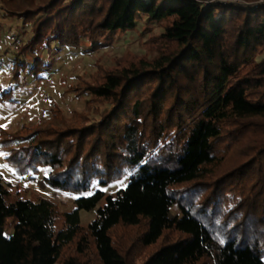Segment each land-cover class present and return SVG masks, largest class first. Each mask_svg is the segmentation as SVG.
I'll list each match as a JSON object with an SVG mask.
<instances>
[{
  "label": "trees",
  "instance_id": "16d2710c",
  "mask_svg": "<svg viewBox=\"0 0 264 264\" xmlns=\"http://www.w3.org/2000/svg\"><path fill=\"white\" fill-rule=\"evenodd\" d=\"M2 1L33 33L0 58L11 86L43 81L56 50L97 48L143 24L163 31L154 59L71 86L89 98L70 122L58 112L30 133L0 128L19 178L43 174L50 189L79 196L61 212L13 193L0 172V264H264L260 0ZM11 86H0V102L14 101ZM126 179L116 193L88 195ZM103 199L84 228L80 211Z\"/></svg>",
  "mask_w": 264,
  "mask_h": 264
},
{
  "label": "rangeland",
  "instance_id": "374dc122",
  "mask_svg": "<svg viewBox=\"0 0 264 264\" xmlns=\"http://www.w3.org/2000/svg\"><path fill=\"white\" fill-rule=\"evenodd\" d=\"M202 1L212 3L216 0ZM5 11V4L0 0V58L3 60H6L4 53L14 49L13 43L16 38L26 40L33 36L30 25L22 29V21L5 16ZM162 31L161 25L143 24L136 31L125 35L103 36L98 41L101 46L97 48L85 42L84 47L80 49L56 50L49 56L53 62V70L44 76L43 81L27 86H11V74L8 67L0 64V86L7 89L11 86L15 94L12 103L0 102V128L9 133L17 131L30 133L51 118L60 117L58 115L60 112L64 114L65 120L70 122L74 118V113L85 109L89 98L87 96L78 97L74 92H69L71 86H76L82 79L92 81V75L101 69H122L137 64L141 60L154 59L158 54L154 40ZM263 60L264 53L256 58L257 63ZM245 72L246 70L243 73ZM16 101L18 103H15ZM4 156L5 153L0 148V172L11 186L13 193L20 192L34 199L39 196L50 199L59 206L61 212H72L77 208L76 200L79 196L50 189L43 181V174L35 182L30 178H19L13 169L7 166ZM128 184L129 179L108 186L96 185L88 195L97 191L105 195L116 193L126 188ZM105 203L106 200L103 199L96 208L90 211H80V221L84 228L96 218L99 208ZM175 214L176 210L173 209L172 215ZM141 259L140 255L138 262Z\"/></svg>",
  "mask_w": 264,
  "mask_h": 264
},
{
  "label": "built area",
  "instance_id": "2783aa9c",
  "mask_svg": "<svg viewBox=\"0 0 264 264\" xmlns=\"http://www.w3.org/2000/svg\"><path fill=\"white\" fill-rule=\"evenodd\" d=\"M241 5H245L243 3H239ZM261 5H264V0H260L259 2L253 3L252 6H254L255 8H259Z\"/></svg>",
  "mask_w": 264,
  "mask_h": 264
},
{
  "label": "water",
  "instance_id": "95a60500",
  "mask_svg": "<svg viewBox=\"0 0 264 264\" xmlns=\"http://www.w3.org/2000/svg\"><path fill=\"white\" fill-rule=\"evenodd\" d=\"M219 1V0H218ZM221 2V1H220Z\"/></svg>",
  "mask_w": 264,
  "mask_h": 264
}]
</instances>
